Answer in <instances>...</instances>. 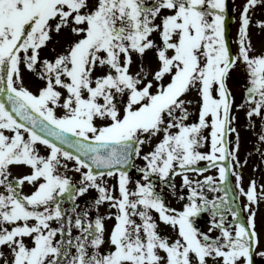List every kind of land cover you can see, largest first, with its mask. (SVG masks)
Here are the masks:
<instances>
[{
    "label": "snow or ice",
    "instance_id": "6c2138e0",
    "mask_svg": "<svg viewBox=\"0 0 264 264\" xmlns=\"http://www.w3.org/2000/svg\"><path fill=\"white\" fill-rule=\"evenodd\" d=\"M262 208L264 0H0V264H264Z\"/></svg>",
    "mask_w": 264,
    "mask_h": 264
},
{
    "label": "rangeland",
    "instance_id": "374dc122",
    "mask_svg": "<svg viewBox=\"0 0 264 264\" xmlns=\"http://www.w3.org/2000/svg\"><path fill=\"white\" fill-rule=\"evenodd\" d=\"M236 3L237 4L243 3V0H236ZM230 7H231V4H230ZM233 15H238V13H233ZM229 27H230L231 34L235 35L236 22L231 21L229 23ZM239 79H240V76H239V74H237L236 79H234L232 81V86L236 92L237 102L240 101V97H241V93H242V85H240L236 82ZM241 124H243V114H241ZM242 135L245 136V140L242 144V149H241V155L243 156L247 151L251 150L252 145H251V141L247 138V134L243 131V129H242ZM258 162H259L258 157H254L252 160H250V166L245 169L246 181H247V178L249 176H253V175H255L257 179H259L260 174L259 173H253V171H252V166ZM176 182H177V184H179V182H180L179 177L176 178ZM258 219H259L261 224H264V208H262ZM200 226L204 229H206L208 227L206 218H204V217L201 218Z\"/></svg>",
    "mask_w": 264,
    "mask_h": 264
}]
</instances>
